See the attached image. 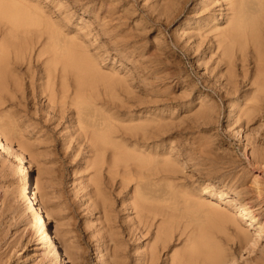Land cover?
Listing matches in <instances>:
<instances>
[{"label": "rangeland", "instance_id": "1", "mask_svg": "<svg viewBox=\"0 0 264 264\" xmlns=\"http://www.w3.org/2000/svg\"><path fill=\"white\" fill-rule=\"evenodd\" d=\"M10 1L49 11L42 14L60 40L71 39L103 80L71 103L74 81L68 77L64 98L59 72L46 84L51 63L36 60L39 44L23 59L10 53L0 69V135L8 134L15 153L0 152V264L49 263L20 199L27 178L67 264H148L149 250L153 264H206L203 254H185L198 238L227 254L221 264H264V236L254 240L250 228L239 242L228 219L239 213L236 201L220 199V191L238 193L264 223V90L254 49L255 41L264 51L260 0ZM209 209L219 213L211 217Z\"/></svg>", "mask_w": 264, "mask_h": 264}, {"label": "bare ground", "instance_id": "2", "mask_svg": "<svg viewBox=\"0 0 264 264\" xmlns=\"http://www.w3.org/2000/svg\"><path fill=\"white\" fill-rule=\"evenodd\" d=\"M260 3V6L261 7H264V2L263 0H260L259 1ZM34 4V3H33ZM32 5V4H31ZM38 5V4H37ZM239 5V4H238ZM34 6V5H33ZM43 7V6H42ZM41 7V9H42ZM46 11V9H45ZM48 11V10H47ZM262 11V10H261ZM43 13H46L48 15V12H44L43 10H40L39 8H26L24 5H20L18 6L17 3L13 2V1H10V0H0V22H2L4 24V29H1V33L3 31V39H0L1 40V45H0V69L2 67H4L7 63V60H8V56L10 53L14 54V56H16L17 58H22L23 59V56L26 54L27 51H30L32 50L31 48H33L34 44H39L41 45V48L38 50L37 52V55H36V60H39L40 57H43V63L44 64H47L48 62L51 63V65H48V66H44L43 68V74L45 75V78H46V84L49 86L50 84V80H51V77H53V75L55 74V71L59 72V83H60V94L61 96L64 98L67 96V91L69 89V86H68V77L69 79L71 78L72 81H74V91L72 93V96H71V103H76L77 100L79 101H82L83 100V94L81 93L82 89L86 88V85H88L91 81H99V80H103V78L94 73V67L95 65H93V63L89 62V61H86L84 60L82 57H78L76 54H75V50H74V45H73V42L71 39H69L68 41L66 40H60L59 38V35H60V30H58L57 28H55V23L52 22L50 20V18H48V16H45ZM53 17V16H52ZM55 18V17H54ZM230 19V18H229ZM60 21V20H59ZM59 24V22H58ZM56 25H57V20H56ZM61 25V24H60ZM1 26V24H0ZM59 26V25H58ZM62 27V26H61ZM61 27L59 29H61ZM64 28H66L64 25H63ZM62 27V28H63ZM68 27V26H67ZM3 28V26H2ZM238 28V25L237 23L236 24H232V27L230 28V35L232 36V34H234L235 32V29ZM68 29V28H67ZM71 30V28H70ZM64 31V29H63ZM62 31V32H63ZM68 31V30H67ZM73 31V30H72ZM261 32V31H260ZM0 33V34H1ZM65 33V32H64ZM74 33V32H73ZM66 34V33H65ZM72 34V32H71ZM70 35V34H69ZM71 36V35H70ZM76 37V36H74ZM229 37V36H228ZM79 40V39H78ZM81 41V40H80ZM93 42V41H92ZM85 43V42H84ZM254 49L256 51V58H257V64H258V69H257V74H256V80L257 82H261V89L264 90V74L262 72V68H264V51L261 52L259 51L258 47H257V44L255 43L254 41ZM86 47V46H85ZM80 52V51H79ZM233 52V51H232ZM33 54V53H32ZM78 54V53H77ZM29 55V54H28ZM27 55V57H28ZM81 56V55H80ZM91 56V55H90ZM239 56V55H238ZM246 58V57H245ZM34 59V58H33ZM91 59V58H90ZM243 61V60H241ZM247 62V61H246ZM249 62V61H248ZM39 63V61H38ZM251 63V62H249ZM59 64V67H57V65ZM244 65V64H243ZM255 65V64H254ZM7 66V65H6ZM256 66V65H255ZM8 67V66H7ZM102 67V66H101ZM234 67V66H233ZM243 67V66H241ZM240 67V68H241ZM254 67V66H252ZM97 68V67H96ZM257 68V67H256ZM9 69V68H8ZM100 69V68H99ZM252 69V68H251ZM12 70V69H11ZM10 71V69H9ZM13 71V70H12ZM11 71V72H12ZM219 72V70H218ZM251 72V71H250ZM3 73V72H2ZM9 73V72H8ZM14 73V72H13ZM117 73V72H116ZM118 74V73H117ZM218 74V73H217ZM251 74V73H250ZM232 76V75H231ZM127 80V79H126ZM45 87V86H43ZM52 90V89H51ZM50 90V96H53V90L51 91ZM115 91V90H114ZM105 92V89H101L98 93V95L101 93V94H104ZM140 92V91H139ZM249 93V92H247ZM41 94V93H40ZM106 95V94H105ZM104 95V96H105ZM120 95V94H119ZM146 95V94H145ZM148 95V94H147ZM245 96V95H243ZM69 97V96H68ZM247 97H248V94H247ZM246 97V98H247ZM243 98V97H242ZM97 99V97H96ZM244 100V99H243ZM261 100V99H260ZM64 102V101H63ZM243 102V101H242ZM82 103V102H81ZM0 104H1V101H0ZM49 104V103H48ZM47 104V105H48ZM98 104V103H97ZM205 104V103H204ZM242 104V103H241ZM246 104V103H245ZM243 104V105H245ZM260 104V103H259ZM257 104V105H259ZM55 105V104H54ZM246 105H249L246 104ZM254 105V104H253ZM61 106V105H60ZM66 106V105H65ZM251 106V105H250ZM248 106V107H250ZM263 106V105H262ZM261 106V107H262ZM52 107V106H50ZM241 107V105H240ZM255 107L257 106H254V109ZM56 108V107H55ZM66 108V107H65ZM244 108V106H243ZM247 108V107H246ZM251 108H253L251 106ZM258 108V107H257ZM260 108V107H259ZM54 109V107H53ZM59 109V108H58ZM57 109V110H58ZM62 109V108H61ZM95 109V107H94ZM145 109L147 110V108L145 107ZM250 109V108H249ZM104 110V109H103ZM144 110V109H143ZM200 110V109H199ZM240 110V109H239ZM60 111V110H59ZM145 111V110H144ZM143 111V112H144ZM148 112V111H146ZM150 112V111H149ZM152 112V110H151ZM198 112V111H197ZM70 113V111L68 112ZM142 113V112H141ZM154 113V112H152ZM254 113V112H253ZM1 114V113H0ZM146 114V113H145ZM159 114V113H158ZM71 115V114H70ZM114 115V114H113ZM151 116L153 114H150ZM157 115V113H156ZM154 116V115H153ZM2 117V116H1ZM86 117V116H85ZM157 117V116H156ZM74 118V117H73ZM114 118H116L114 116ZM139 118V117H138ZM141 118V116H140ZM151 118V117H150ZM162 118V116H161ZM71 119V118H70ZM149 119V118H148ZM176 119V118H175ZM3 120V119H2ZM1 120V121H2ZM116 120H120L118 118H116ZM156 120V119H155ZM99 121V120H98ZM123 121V120H121ZM5 122V121H4ZM146 122V121H145ZM2 124V123H1ZM8 126V125H7ZM157 126V125H156ZM1 127V126H0ZM4 127V126H3ZM159 128H160V125H159ZM139 130V129H138ZM4 132V130H2ZM12 131V130H11ZM10 131V132H11ZM161 131V129H160ZM6 132V131H5ZM2 134V133H0ZM4 134V133H3ZM11 134V133H10ZM152 134H154L152 132ZM155 135V134H154ZM157 135V134H156ZM12 136V135H10ZM9 136V137H10ZM119 137V135H117ZM115 136V137H117ZM96 137V141H98L99 139H101V137ZM122 137V136H121ZM154 139V138H153ZM124 140V139H123ZM10 141L11 138H10ZM10 141L8 139V134H5V135H0V152H4L7 154H11L12 156L15 155L11 153V150H10V147H9V144H10ZM135 141V140H134ZM153 141V140H152ZM112 142V141H111ZM156 142V141H155ZM153 142V143H155ZM125 143V142H124ZM135 143H137L135 141ZM140 143V142H139ZM138 143V145H139ZM144 143V142H143ZM152 143V142H150ZM113 144V143H112ZM127 144V143H126ZM145 144V143H144ZM147 144V143H146ZM149 144V143H148ZM147 144V145H148ZM95 145V143H94ZM128 145V144H127ZM126 145V146H127ZM141 146H144L145 145H142V142L140 143ZM150 145V144H149ZM111 146V145H110ZM113 146V153L114 155H117L118 153L120 154V150L119 148H117L116 145H112ZM140 146V147H141ZM151 146V145H150ZM149 146V150L151 149ZM155 146V145H153ZM153 146H151L153 148ZM19 148V146H18ZM143 148V147H141ZM157 148V147H156ZM144 149V148H143ZM148 149V148H147ZM145 150V149H144ZM153 150V149H151ZM157 150V149H156ZM13 151V150H12ZM124 151V150H123ZM136 151V150H134ZM146 151V150H145ZM15 152V151H13ZM148 152V151H146ZM100 153V152H99ZM150 153V151L148 152ZM155 153V151H154ZM158 153V152H157ZM156 153V154H157ZM162 153V151H161ZM160 153V154H161ZM165 153V152H164ZM163 153V154H164ZM119 154H118V157H119ZM153 154V153H152ZM169 154V153H168ZM18 155V153H17ZM121 155V154H120ZM18 156H22V155H18ZM125 156V155H124ZM17 158V156H15ZM19 158V161H22V157ZM126 157L128 158H135V155L133 153H131L130 151L129 152H126ZM139 159L141 162L146 159V156L142 154H140L139 156ZM150 157V156H149ZM17 158V159H18ZM151 158V157H150ZM149 158V159H150ZM171 158V157H170ZM112 159V158H111ZM113 159H116L115 156ZM147 160V159H146ZM175 161V160H174ZM116 162V161H115ZM148 164V163H147ZM152 164V163H151ZM149 165V164H148ZM20 166V165H18ZM129 167V166H128ZM127 167V168H128ZM156 173V172H155ZM137 177V175L135 176ZM171 178V177H169ZM178 178V177H177ZM109 179H112L109 177ZM174 179V178H173ZM251 179V178H250ZM256 179V178H254ZM122 181V180H121ZM175 181V179H174ZM254 182L256 180H253ZM252 181V183H253ZM258 181V180H257ZM130 182V181H129ZM136 182V181H135ZM251 182V181H250ZM128 183V182H127ZM177 184V183H176ZM254 184V183H253ZM182 186L184 184H181ZM255 185H258V184H255ZM94 186V185H93ZM153 186V185H152ZM209 187V186H208ZM207 187V188H208ZM257 187V186H256ZM158 188V187H157ZM197 188V187H196ZM204 188V187H203ZM258 188V187H257ZM40 189V188H39ZM101 189V188H100ZM99 189V190H100ZM153 189V188H152ZM199 189V188H197ZM97 190V189H96ZM145 190V189H144ZM192 190V189H189V191ZM195 190V189H193ZM205 190V189H203ZM20 199L22 201V203L24 205H26V208H27V215H28V221L27 223L29 224V227L31 228L32 231H36V233L38 234V236L40 235V239H41V242L44 244L45 248L48 250V252L50 251V258L48 259L49 260V263L50 264H67L69 262V258L66 250L65 252L61 255L59 249L57 248V245L55 244L54 242V238H55V235H53V233L49 232L47 227H46V217H45V214L43 212V209L41 208V206L39 205V202L35 199V196L33 195L34 192L32 191V183L30 181L29 178H27L25 180V183L22 187V190H20ZM148 191V190H147ZM188 191V192H189ZM201 191V190H200ZM209 191V190H208ZM211 191V190H210ZM96 192V191H95ZM100 192V191H99ZM192 192V191H190ZM205 192L207 191H204L202 194H205ZM221 194H220V199H225L226 197H231L232 196V199L234 201H236V204H234V201H232V203L236 206L238 212V215L234 218L233 216H230L228 215V219L229 220H232V222L235 223V226H236V230L237 232L240 234L239 235V238H238V241L240 242L242 239H249L251 235L250 234V228H253V231H254V237L256 240V238H261L262 236H264V223L262 224L259 218V216L257 217L254 213V206L253 208L250 207V205L248 206L247 203H243L242 201L239 200V194L236 193V192H232L230 191V193L228 194L227 192H223V191H220ZM223 192V193H222ZM232 192V193H231ZM131 193V192H130ZM211 194V192H209ZM208 193V194H209ZM219 193V192H218ZM216 193V194H218ZM242 193V192H241ZM44 194V193H43ZM43 194H40L43 197ZM201 194V193H200ZM214 194V192H213ZM242 194H246V193H242ZM258 194V193H256ZM206 195V194H205ZM243 195V196H244ZM186 196V195H185ZM190 196V195H189ZM200 196V195H199ZM215 196V195H214ZM218 196V195H217ZM242 196V197H243ZM103 197V196H102ZM192 197V196H190ZM216 197V196H215ZM219 197V196H218ZM247 197V196H246ZM104 198V197H103ZM134 198V196H133ZM144 198V197H143ZM187 198V196H186ZM248 198V197H247ZM146 199V198H145ZM194 199V198H193ZM206 199V198H204ZM216 199V198H215ZM231 199V198H230ZM133 200V199H132ZM168 200V199H167ZM209 200V199H208ZM229 200V198H228ZM143 201V200H142ZM145 201V200H144ZM227 201V199H226ZM231 201V200H230ZM132 202V201H131ZM186 202V201H185ZM228 202V201H227ZM143 203V202H142ZM215 203V202H214ZM225 203V202H224ZM231 203V202H229ZM146 204V203H145ZM200 204L204 205L205 202H201ZM226 204V203H225ZM257 204V203H256ZM147 205V204H146ZM206 205V204H205ZM228 205V204H227ZM252 205V204H251ZM226 206V205H225ZM233 206V205H232ZM231 206V207H232ZM227 207V206H226ZM230 207V206H229ZM256 207V206H255ZM145 208V207H144ZM143 208V209H144ZM234 207H232L233 209ZM187 209H189L188 205H186L184 203L183 205V208H182V211L183 212H187ZM226 209V208H225ZM228 209V208H227ZM226 209V210H227ZM253 209V210H252ZM53 210V209H52ZM51 210V211H52ZM145 210V209H144ZM229 210V209H228ZM260 210V209H258ZM257 210V211H258ZM256 211V213H257ZM161 212V211H160ZM231 212V211H230ZM232 212H234L232 210ZM219 212L215 209H209L208 210V215L209 216H214V215H217ZM259 213V212H258ZM261 213V212H260ZM50 214V212H49ZM149 215V213H148ZM48 216V215H46ZM150 216V215H149ZM247 222V227H244L243 225H241V222H243L244 220ZM58 219V218H57ZM242 220V221H241ZM58 221V220H57ZM261 221V222H260ZM143 223V222H142ZM195 227V226H194ZM226 229V228H225ZM189 230V229H188ZM252 230V229H251ZM31 235L32 233L29 232ZM34 234V233H33ZM253 234V233H252ZM164 235H166L167 237V233ZM202 235V234H201ZM231 236V235H230ZM165 237V238H166ZM217 237V236H216ZM234 237V236H233ZM253 237V236H251ZM253 237V238H254ZM252 238V239H253ZM210 239V238H209ZM237 239V238H236ZM234 240V238H233ZM254 240H252L254 242ZM150 241V240H149ZM148 241V242H149ZM181 241V240H180ZM211 241V240H210ZM235 241V240H234ZM252 241L249 240L250 242V245L252 244ZM185 242V241H184ZM229 242V241H227ZM226 242V243H227ZM258 242V240H257ZM208 243V242H207ZM206 243V244H207ZM213 243V242H212ZM236 243V242H235ZM256 243V241H255ZM209 244V243H208ZM247 244V243H246ZM249 244V243H248ZM257 244V243H256ZM162 247H163V243L161 244ZM184 245V244H183ZM205 244L198 239H194V240H191L188 247H187V250H186V255H188L190 258L192 257H198L199 255L201 256V254H203V260L205 261L206 264H221L225 261V255L227 254H224L223 250L219 249V248H216V249H211L210 246L208 247H205L204 246ZM238 245V244H237ZM242 245V244H241ZM249 245V246H250ZM169 246V245H168ZM204 246V247H202ZM248 246V245H247ZM252 246V245H251ZM253 246H254V243H253ZM118 247V246H117ZM184 247V246H183ZM228 247V246H227ZM246 247V246H245ZM256 247V246H255ZM97 248V247H96ZM99 248V247H98ZM239 248V247H238ZM243 248V247H241ZM117 250V248H115ZM229 249V248H228ZM243 250V249H241ZM118 251V250H117ZM120 251V250H119ZM149 254L147 255L148 257L146 258V261L148 264H153V251L152 250H149ZM155 251V250H154ZM203 251H205L204 253H202ZM114 252V250H113ZM116 252V251H115ZM230 252V251H229ZM250 252V251H249ZM46 253V252H45ZM116 253H119V252H116ZM114 254L113 256L116 257V259L118 260L119 256H115L117 254ZM231 253V252H230ZM66 254V255H65ZM167 254V253H166ZM232 254V253H231ZM143 255V254H142ZM48 256V255H47ZM231 256V255H230ZM2 257V256H1ZM46 257V256H45ZM49 257V256H48ZM113 257V259H115ZM185 257V256H184ZM232 258V257H231ZM46 259V258H45ZM112 260L113 262L112 263H116L115 261L117 260ZM136 259V258H135ZM138 259V258H137ZM230 259V258H229ZM235 259V258H234ZM233 259V260H234ZM141 260V259H140ZM144 260V259H143ZM233 260H232V263H233ZM138 261V260H137ZM136 261V262H137ZM142 261V260H141ZM195 261H196V258H195ZM46 262H48L46 260ZM118 262V261H117ZM135 262V263H136ZM139 262V261H138ZM229 262V261H228ZM227 262V263H228ZM231 262V261H230ZM235 262V260H234ZM48 263V264H49ZM134 263V264H135ZM143 263V261H142ZM141 263V264H142ZM155 263V261H154ZM164 263V262H163ZM231 263V264H232ZM117 264V263H116ZM138 264V263H137ZM140 264V263H139ZM158 264V263H157ZM162 264V263H160Z\"/></svg>", "mask_w": 264, "mask_h": 264}]
</instances>
